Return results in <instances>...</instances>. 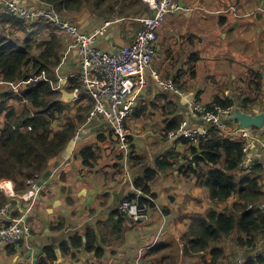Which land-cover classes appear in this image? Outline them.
Listing matches in <instances>:
<instances>
[{
	"label": "crops",
	"instance_id": "obj_1",
	"mask_svg": "<svg viewBox=\"0 0 264 264\" xmlns=\"http://www.w3.org/2000/svg\"><path fill=\"white\" fill-rule=\"evenodd\" d=\"M178 1L187 9L181 14L169 15L164 22L153 69L165 82H173L183 72L181 83L187 90L181 91L182 96L167 93L159 82L149 77L147 86L138 93L135 108L145 109V112L142 121H129L127 130L133 139L134 156L142 157L145 163L136 166L129 159L132 153L129 151L125 159L118 163L125 168L123 174L113 179L114 166L118 162L116 156L122 152L116 145L98 143V136L108 137L110 134L107 122L101 118L88 122L89 125L80 132L70 160L66 163L63 160L59 168L53 166L57 172L65 170L69 187L66 190L58 186L56 188L55 182L48 178L43 180L38 211L33 207V213L27 218L32 226V235L24 237V247L16 256L9 258L8 264H35L36 258L43 256L44 248L47 247L54 250L57 258L54 264H134L137 263L138 250H143L141 263L151 264V260L159 261L169 254L170 249H166L168 245H173L177 252V264H205L211 261L210 252L184 256L182 239L192 224V216L205 218L211 210L222 213L238 202V198L232 197L223 204H212L209 192L197 186L189 175L185 176L184 167L193 157L192 149L176 140L159 141L157 129L161 128L162 114L170 111L168 104L172 106L171 103L179 105L176 114L183 117L187 127L204 125L190 105L191 101H197L198 94H201L200 99L204 104L210 103L216 93L221 98L236 101L241 91L247 89L249 70L264 74V0ZM142 2L150 10L148 2ZM19 3L25 9L39 7L38 0H20ZM2 13L4 7L0 3V15ZM69 17L86 33L100 32L95 45L114 53L134 41L139 31L135 29L138 25L141 28L145 15L133 20L117 18L103 22L86 9ZM63 39L67 45L73 42V46L69 45L71 54L67 52V46L63 61L56 68L61 89L65 77L77 74L80 70L75 40L65 35ZM193 54H198L200 58L196 60V79L188 74V60ZM217 87L221 89L218 91ZM167 94L171 95V99H159ZM259 102L264 105V97ZM95 144L102 147V154L93 170L88 172L81 161L75 158L84 147ZM194 146L200 153L199 144L195 143ZM248 156L253 162L264 166V128L254 132ZM158 159L173 165L166 167L165 171H159L151 185L156 199L150 222L140 225L125 223L124 230L117 232L114 223L118 220L119 204L134 196V182L144 178L147 169H156L155 162ZM261 184L264 190V177ZM69 198L74 201L73 206L67 204ZM11 204L15 211L22 209V201L17 198ZM61 220L65 222L66 228L62 232L51 231L50 225ZM87 229L96 234L95 246L102 250L101 258H96V252H86L83 248L72 249L70 238L80 235L85 243L84 232ZM160 230L163 232L158 244L151 247ZM64 246L72 249V254L64 255ZM224 246L226 255L219 264H241L249 257L264 255V243L251 250L239 248L236 239L231 238Z\"/></svg>",
	"mask_w": 264,
	"mask_h": 264
},
{
	"label": "trees",
	"instance_id": "obj_2",
	"mask_svg": "<svg viewBox=\"0 0 264 264\" xmlns=\"http://www.w3.org/2000/svg\"><path fill=\"white\" fill-rule=\"evenodd\" d=\"M38 2L50 9L53 8L62 19H69L76 26L79 25L69 16L80 14L86 9L92 11L103 22L114 21L117 18L133 20L151 14V10L142 0H38ZM186 9L184 6V10ZM181 13L180 11L176 14ZM133 25L136 23L133 22ZM139 28L138 25L135 31L137 32ZM14 30L17 34L29 33V37L20 41L17 35H12L11 32ZM41 32L49 34L37 47L32 38ZM58 32L61 30L44 18L25 22L7 14L6 11L0 15V182L4 181L12 188L14 185L16 195L27 192L30 189V181L41 183L46 178L55 182L56 188L58 186L66 190L69 187L67 173L65 170L57 172L56 167L62 163L74 138L89 125L90 112L94 107L93 102L90 103V97L82 90L81 98L76 102L65 104L61 101L62 89L57 87L59 79L56 68L62 63L68 46L63 36L69 35L64 32L57 34ZM196 60H200L198 54L191 55L188 60V74L192 79H196L197 75ZM43 73L46 74L45 78ZM182 74L183 72L174 78L173 83L179 90L185 91L187 88L181 83ZM246 85L247 89L241 91L236 101L221 98L219 93H216L207 107L211 108L214 105L224 108L235 107L240 103L244 112L255 113L259 109L256 103L264 97V74L261 71L249 70ZM76 88L82 87L80 81L74 78H69L63 86V89L69 92ZM217 89L219 91L221 87ZM200 95L197 96L199 103ZM159 99L167 101L171 99V95L167 94ZM171 104L173 107L168 104L170 111L162 114V126L157 129L159 141L168 140L169 134L178 131L184 123L183 117L176 114L179 105ZM154 109L157 110V107ZM144 112L145 109L134 107L125 121V128H129L131 120L135 123L142 121ZM97 140L98 143L108 142L111 146L116 145L118 149V140L112 129L108 137L100 135ZM132 142L130 136L129 151L134 147ZM179 143L190 147L193 152V157L184 167L185 176L189 175L197 186L209 192L212 204H223L232 197L238 198V202L222 213L211 210L205 218L192 216V224L182 239L184 256H189L190 253L210 252L211 261L205 264H219L226 255L224 243L231 238L236 239L239 248L257 249L264 242V213L260 210V204L264 201L261 184L264 166L262 163H256L250 171L241 168L245 158L246 140L228 137L224 131L212 126L207 137L199 140L200 153L195 144L187 139L182 138ZM101 154L102 147L95 144L84 147L75 159L80 160L83 168L91 172L100 160ZM125 156L124 153L117 154L118 162L114 166L113 179L116 175L123 174L125 168L118 163L122 162ZM129 159L136 166L145 163L142 157L134 156L133 151ZM155 164L156 169H147L144 178H139L133 184L135 189L150 197L148 200L141 198L142 204L146 203L149 211L155 207L156 199V194L151 190L152 183L159 171H165L166 167L173 165L164 159H158ZM53 166H56V169ZM8 181L13 182V185ZM15 198L17 197H8L0 189V209L11 204ZM39 203L37 201L34 205L37 211ZM67 204L73 206L74 201L69 198ZM33 210L34 208L31 214ZM24 212L25 209L22 208L15 211L13 216H21ZM117 217L114 230L122 232L125 223L131 220L119 212ZM149 222L150 220L145 223H131L140 225ZM65 228L66 224L62 220L50 225L53 232H62ZM30 230L32 235V226ZM84 235L85 243L80 235L70 238L72 249L83 248L86 252H96V258H101L103 252L96 249L95 232L87 229ZM23 247V241H20L17 245L7 248L6 255L12 257ZM167 247L170 249L169 254L162 260H151V264H177L178 257L174 246L168 245L166 249ZM72 249L64 246L62 253L68 256L72 254ZM42 254L37 264H54L57 261L51 247L44 248ZM242 264H264V255L249 257Z\"/></svg>",
	"mask_w": 264,
	"mask_h": 264
},
{
	"label": "built area",
	"instance_id": "obj_3",
	"mask_svg": "<svg viewBox=\"0 0 264 264\" xmlns=\"http://www.w3.org/2000/svg\"><path fill=\"white\" fill-rule=\"evenodd\" d=\"M20 0H0L5 11L24 21L35 18H44L53 22L61 32L72 37L78 46L80 70L77 74L65 77L78 79L82 88H76L73 93L78 100L81 90L93 101L94 108L90 114L91 120L102 116L109 124L118 140L120 152H129V133L124 124L126 118L136 105L138 93L147 86L149 77L162 86L164 91L180 94L182 92L172 82L161 81L159 74L152 64L156 54L161 29L167 17L184 10L183 4L178 0H146L150 6L151 14L142 20V26L131 44L122 46L117 52L99 49L95 43L100 32L86 33L79 26L64 20L53 8L32 11L20 6ZM46 76L43 73V78ZM61 80L57 85L60 88ZM193 111L207 126L224 128L223 119L230 115L233 107L206 105L194 101L190 104ZM208 134L207 127L189 128L184 123L181 128L169 134L172 139L185 138L197 141ZM242 137L250 138L249 133H242ZM77 137L75 138V140ZM251 147L250 141L244 149L245 160L241 167L250 171L254 162L248 156ZM30 189L23 195L7 194L9 197H18L22 201L21 207L25 212L21 216H13L15 208L7 204L0 209V251L17 245L24 237L31 236V230L26 216L30 215L34 204L38 201L43 186L36 182H29ZM132 200L125 199L119 206L121 214L135 223H145L150 220L148 205L142 204L141 198L150 197L138 191ZM260 209L264 213V203ZM142 253L140 250L139 253ZM141 256V255H140ZM140 258H138V261ZM139 264V263H138Z\"/></svg>",
	"mask_w": 264,
	"mask_h": 264
},
{
	"label": "water",
	"instance_id": "obj_4",
	"mask_svg": "<svg viewBox=\"0 0 264 264\" xmlns=\"http://www.w3.org/2000/svg\"><path fill=\"white\" fill-rule=\"evenodd\" d=\"M61 94V101L65 104L74 102L76 98V95L73 92H69L65 89L61 91ZM257 106L259 109L256 110L255 113L248 114L241 109L240 103H237L234 112L224 118V124H226L228 127H236L238 131H251L254 129L262 130L264 127V107L263 105L261 106V102L257 103ZM75 145L76 143L74 142L70 144L67 153L64 155L65 160H70V155L74 151ZM37 260L38 258H36L35 264L37 263Z\"/></svg>",
	"mask_w": 264,
	"mask_h": 264
},
{
	"label": "clouds",
	"instance_id": "obj_5",
	"mask_svg": "<svg viewBox=\"0 0 264 264\" xmlns=\"http://www.w3.org/2000/svg\"><path fill=\"white\" fill-rule=\"evenodd\" d=\"M39 3V2H38ZM40 6H42L43 7V9L40 7ZM45 6H46V8H47V5H44V4H42V3H39V9L37 8V9H29V10H32V11H37V10H44V8H45ZM4 11H5V9H4ZM149 16V15H148ZM147 16H145L144 18H146ZM143 18V19H144ZM20 19V18H19ZM24 21V20H23ZM25 22H30V21H25ZM67 77V76H66ZM173 83V82H172ZM63 90V89H62ZM61 90V91H62ZM181 91V90H180ZM73 92V91H72ZM175 94V93H174ZM176 95H178V96H182V95H180V94H176ZM81 98V97H80ZM79 98V99H80ZM78 99V100H79ZM74 101H77V99L75 98V100ZM194 101H191L190 102V104H192ZM197 102V101H196ZM199 103V102H198ZM200 104H203V105H208V104H204V103H200ZM263 105V104H262ZM261 105V106H262ZM136 106V105H135ZM263 107H264V105H263ZM94 108V107H93ZM236 108V106L235 107H233V111H232V113L234 112V109ZM132 113V112H131ZM130 113V114H131ZM195 113V115L199 118V115L196 113V112H194ZM231 113V114H232ZM246 113V112H245ZM91 114V113H90ZM129 114V115H130ZM230 114V115H231ZM250 114V113H249ZM229 116V115H228ZM129 117V116H128ZM127 117V118H128ZM99 118H101L103 121H105V122H107L102 116H99L98 118H96V119H93V120H91L90 118H89V122H93V121H96V120H98ZM126 118V119H127ZM200 119V118H199ZM201 120V119H200ZM126 121V120H125ZM201 122L204 124V125H202V126H195V127H207L208 128V131H209V128L210 127H212V126H207L202 120H201ZM107 124H108V122H107ZM184 124V123H183ZM182 124V125H183ZM108 126H109V124H108ZM223 126H224V128H221V127H217V128H219V129H221L222 131H224L225 132V135L226 136H228V137H232V138H243V139H245L246 140V145H245V147L247 146V144H248V142L250 141V143H251V146H252V142H253V136H254V132L255 131H257L256 129H254V130H251V131H249V130H246V131H238L237 129H236V127H228L226 124H224V119H223ZM213 127H216V126H213ZM109 128L111 129V127L109 126ZM193 128V127H192ZM227 128H229L228 130H227ZM264 128V127H263ZM127 130V129H126ZM263 130V129H262ZM128 131V130H127ZM259 131H261V130H259ZM81 132V131H80ZM80 132H79V134L76 136L77 137V139L75 140V138H74V140H73V142L74 143H76V145H77V143H78V141H79V137H80ZM242 133H249L250 134V138H244V137H242L241 136V134ZM208 135V134H207ZM207 135L205 136V137H203V138H206L207 137ZM129 137H130V135H129ZM168 139H170V140H176V141H179L180 139H182V138H179V139H172V138H170V136H169V138ZM185 139V138H184ZM200 139H202V138H200ZM199 139V140H200ZM187 140H189V139H187ZM199 140H197V141H191V140H189V141H191L193 144H195V143H199ZM76 145H75V147H76ZM199 145H200V143H199ZM118 148H119V145H118ZM75 149V148H74ZM245 149V148H244ZM249 150H250V148H249ZM249 150H248V154H249ZM122 153H124V152H122ZM127 153H124V155H126ZM244 155H245V152H244ZM71 156V155H70ZM246 156V155H245ZM64 160V162L63 163H66L68 160H65V159H63ZM244 160H245V158H244ZM253 161V160H252ZM62 163V164H63ZM256 164V162H254V165ZM61 165V164H60ZM60 165L57 167V168H59L60 167ZM242 168V167H241ZM45 181V180H44ZM8 182H11V181H8ZM12 183V185H13V182H11ZM41 183H43V181L41 182ZM41 183H38L39 185H41ZM3 184H4V181L3 182H0V189L5 193V195H7L8 193L2 188L3 187ZM134 186V185H133ZM13 190H14V185H13V188H12ZM134 189H135V187H134ZM138 191H140V190H138V189H135V194L138 192ZM140 192H142V191H140ZM15 193V192H14ZM26 193V192H25ZM41 193H42V191H41ZM134 194V197L132 198V199H134L135 197H136V195ZM23 195V194H22ZM8 196V195H7ZM9 197V196H8ZM149 197V196H148ZM14 198V197H13ZM18 198V197H17ZM145 198V197H144ZM127 199V198H126ZM132 199H130V200H132ZM145 199H147V198H145ZM150 199V198H149ZM125 200V199H124ZM148 200V199H147ZM155 203V202H154ZM264 203V201L261 203V204H263ZM261 204H260V206H261ZM117 210H118V208H117ZM261 210V209H260ZM118 212H119V210H118ZM151 211H149V214H150V220H151V213H150ZM120 213V212H119ZM121 214V213H120ZM123 215V214H122ZM125 216V215H124ZM128 218V217H127ZM128 219H130V218H128ZM131 220V219H130ZM131 222L132 223H135V222H133L132 220H131ZM162 232H163V230H160V232H159V234H158V236H157V238H156V240H155V242L152 244V246L151 247H154V246H156L157 244H158V240H159V238H160V236L162 235ZM264 243V242H263ZM7 250V248H5V249H3V250H1V251H6ZM0 251V252H1ZM140 250H138L137 252H139ZM142 251V253H143V250H141ZM136 252V253H137ZM142 253L140 252V253H138V258H140V260L138 261V259H137V264L139 263V264H142L141 263V259H142ZM17 254H15L14 256H16ZM141 255V256H140ZM14 256H12V257H14ZM11 258V257H10ZM39 259V258H38ZM243 263V262H242ZM241 263V264H242ZM37 264V263H36Z\"/></svg>",
	"mask_w": 264,
	"mask_h": 264
},
{
	"label": "rangeland",
	"instance_id": "obj_6",
	"mask_svg": "<svg viewBox=\"0 0 264 264\" xmlns=\"http://www.w3.org/2000/svg\"><path fill=\"white\" fill-rule=\"evenodd\" d=\"M67 21H70V20L68 19ZM30 32H32V29L30 30ZM11 33H13L12 34L13 36L14 35H17V37H18V39L20 41H22L24 39H27L29 37V35H28L29 33H26V34H17V32H15V30L13 32H11ZM48 34H49V32H45V33L44 32L43 33L41 32L40 34H37V35L33 36L32 41H34L35 42L34 44H36V46L38 47V45L43 42L44 38H46ZM57 34H61V32L60 33L58 32ZM71 40L73 41L74 39L72 38ZM69 45L70 46H73V42L70 41ZM69 45H68V48H67V52L71 54L72 50L69 47ZM36 52H37V50H35V53ZM152 67H153V64H152ZM0 258H2L0 264H8L7 262H8V260H9L10 257H8V255H6V251H1L0 252Z\"/></svg>",
	"mask_w": 264,
	"mask_h": 264
},
{
	"label": "bare ground",
	"instance_id": "obj_7",
	"mask_svg": "<svg viewBox=\"0 0 264 264\" xmlns=\"http://www.w3.org/2000/svg\"><path fill=\"white\" fill-rule=\"evenodd\" d=\"M2 188L9 194L14 193L13 190L11 189L10 185L7 183H4Z\"/></svg>",
	"mask_w": 264,
	"mask_h": 264
}]
</instances>
